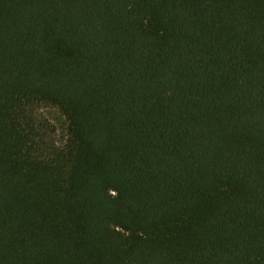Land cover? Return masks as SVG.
Wrapping results in <instances>:
<instances>
[{
	"label": "trees",
	"instance_id": "1",
	"mask_svg": "<svg viewBox=\"0 0 264 264\" xmlns=\"http://www.w3.org/2000/svg\"><path fill=\"white\" fill-rule=\"evenodd\" d=\"M0 264H264V0H0Z\"/></svg>",
	"mask_w": 264,
	"mask_h": 264
},
{
	"label": "rangeland",
	"instance_id": "2",
	"mask_svg": "<svg viewBox=\"0 0 264 264\" xmlns=\"http://www.w3.org/2000/svg\"><path fill=\"white\" fill-rule=\"evenodd\" d=\"M45 116L49 118L56 126H64L65 121L60 113L54 109H47L44 112Z\"/></svg>",
	"mask_w": 264,
	"mask_h": 264
}]
</instances>
